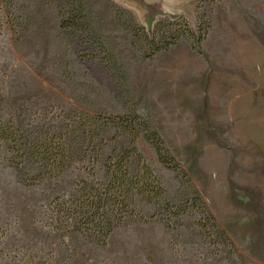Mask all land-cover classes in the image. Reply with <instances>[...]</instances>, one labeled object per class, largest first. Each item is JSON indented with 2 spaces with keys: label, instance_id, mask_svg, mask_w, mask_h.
<instances>
[{
  "label": "rangeland",
  "instance_id": "374dc122",
  "mask_svg": "<svg viewBox=\"0 0 264 264\" xmlns=\"http://www.w3.org/2000/svg\"><path fill=\"white\" fill-rule=\"evenodd\" d=\"M122 2L87 0L95 27L130 74L135 112L151 119L225 233L204 231L188 208L174 228L118 226L103 247L74 231L58 236L44 222L45 203L87 177L84 163L32 186L0 167V264H264V0ZM200 15L211 22L200 51L181 37L150 58L129 28L150 30L166 19L164 30L173 31L182 19L168 22L180 16L197 31ZM79 109L121 111L67 48L52 3L16 0L8 11L0 0V119L23 125ZM128 142L125 134L119 145ZM137 145L174 195L173 171L144 139ZM136 209L154 211L142 201Z\"/></svg>",
  "mask_w": 264,
  "mask_h": 264
},
{
  "label": "trees",
  "instance_id": "16d2710c",
  "mask_svg": "<svg viewBox=\"0 0 264 264\" xmlns=\"http://www.w3.org/2000/svg\"><path fill=\"white\" fill-rule=\"evenodd\" d=\"M2 1L11 11L16 0ZM46 2L55 7L67 48L110 91L121 111L79 109L64 115L46 114L23 125L0 119V167L12 168L19 183L32 186L48 177L60 176L77 161L84 163L87 177L77 181L70 191L55 195L45 203L44 222L58 236L74 231L103 247L118 226L129 221H160L165 227L174 228L177 218L186 214L188 208L198 213L197 223L204 231L213 229L225 233L193 189L191 177L166 146L151 119L135 112L130 74L95 27L87 0ZM119 10L130 15L124 8ZM120 17L117 12L116 18ZM204 17L199 16L197 31L180 16L168 22L174 27L176 19H182L183 23L173 31L164 30L166 19L156 21L150 30L135 23L129 28L134 38L144 42L150 58L168 50L181 37L189 40L192 49L200 51L211 27L210 20ZM125 134L129 142L121 147L119 141ZM139 137L154 149L158 161L173 171L179 182L174 195L146 161L137 145ZM105 148L108 152L99 176L97 165ZM138 201L153 206V213L146 216L139 212Z\"/></svg>",
  "mask_w": 264,
  "mask_h": 264
},
{
  "label": "crops",
  "instance_id": "0c3cea01",
  "mask_svg": "<svg viewBox=\"0 0 264 264\" xmlns=\"http://www.w3.org/2000/svg\"><path fill=\"white\" fill-rule=\"evenodd\" d=\"M116 1H118L119 3H122L123 4V2H122V0H116ZM143 2H146V0H142Z\"/></svg>",
  "mask_w": 264,
  "mask_h": 264
}]
</instances>
